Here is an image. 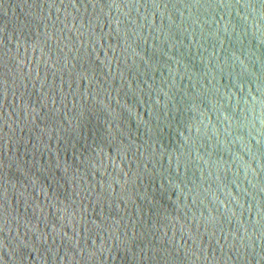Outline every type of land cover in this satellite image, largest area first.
Listing matches in <instances>:
<instances>
[{"label": "water", "instance_id": "1", "mask_svg": "<svg viewBox=\"0 0 264 264\" xmlns=\"http://www.w3.org/2000/svg\"><path fill=\"white\" fill-rule=\"evenodd\" d=\"M0 264H264V0H0Z\"/></svg>", "mask_w": 264, "mask_h": 264}]
</instances>
